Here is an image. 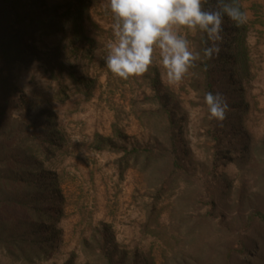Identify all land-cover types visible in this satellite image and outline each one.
Returning a JSON list of instances; mask_svg holds the SVG:
<instances>
[{
    "label": "rangeland",
    "instance_id": "rangeland-1",
    "mask_svg": "<svg viewBox=\"0 0 264 264\" xmlns=\"http://www.w3.org/2000/svg\"><path fill=\"white\" fill-rule=\"evenodd\" d=\"M49 1L59 4L63 0ZM242 7L250 14L245 41L250 77L242 94L245 112L227 118L225 123L234 119L229 126L210 117L202 97L192 89L190 73L178 83H169L158 50L154 56L152 66L159 70L160 92L172 97V103L178 108L177 116L182 118V135L178 132L177 136L183 141L180 153L184 172L170 176L171 184L156 204L157 209H163L159 223L168 228L173 251L158 238L142 234L161 179L170 175L169 169L158 170L162 162H157L154 168L142 170L139 161L119 178L114 163L120 156L94 153L90 149L93 135L109 137L112 125L139 149L167 146V121L156 113L148 82L140 77L123 80L107 69L106 43L112 38L113 24L108 0L96 1L89 13L94 26H84V34L98 46L92 58L71 59L67 64L74 66L78 74L96 81L89 99L75 91L64 72L58 79L66 99L59 102L57 84L40 62L28 67L17 65L11 70L10 85L34 106L29 115L24 108L12 110V121L28 123L37 111H50L64 138L61 150L50 160L40 159L43 167L56 176L63 199L61 207H54L61 209L56 225L61 232L59 244L40 264H62L72 253L75 254L74 264H84L79 244L99 223L110 226L121 248L150 253L156 264L163 263L164 259L170 261L173 254L181 253L194 257L195 261L219 264L224 250L235 246L240 223L252 211L264 210V0H243ZM179 31L186 36L185 31ZM58 41V37L40 38L38 48L44 52ZM222 94L227 97L225 92ZM12 121L6 123L5 120L6 132L16 131L17 124ZM238 142L242 146L236 151ZM14 143L12 140L4 142L11 148ZM212 201L216 202V207L211 219L206 220ZM29 218L24 209L0 207V221L26 223ZM192 227H197L196 232L186 236ZM0 264L22 263L12 262L0 249Z\"/></svg>",
    "mask_w": 264,
    "mask_h": 264
},
{
    "label": "trees",
    "instance_id": "trees-1",
    "mask_svg": "<svg viewBox=\"0 0 264 264\" xmlns=\"http://www.w3.org/2000/svg\"><path fill=\"white\" fill-rule=\"evenodd\" d=\"M97 0H63L59 4L49 0H0V207L14 206L24 209L29 214L28 222L0 221V249L12 260L22 264H40L55 252L59 244L61 232L56 225L61 217L62 196L58 189V181L49 170L43 167L40 159L47 162L52 155L61 150L64 142L62 134L56 126V118L50 111H37L28 123L12 121L11 111L26 109L31 114L33 105L15 87L10 85L11 70L17 66L28 67L33 62H40L50 79L56 82V99L63 102L64 87L58 77L64 72L77 93L89 99L96 81L86 75L78 74L74 66H67L71 59L90 60L97 49V43L84 34V26L92 25L89 13ZM211 0H205L203 7L207 9ZM243 0H239L242 7ZM243 9V7H242ZM244 10V9H243ZM186 32L190 47L199 51L201 58L196 67L190 69L192 89L200 97L207 92H225L229 104L227 118L238 112H245L242 107L244 85L250 77L249 58L246 47L248 26L236 25L225 19L221 52L214 59L203 56L206 34L200 31L181 29ZM190 33L192 35H190ZM58 37V43L41 52L38 48L40 38ZM148 82L153 92L152 102L157 107L156 113L167 121V146L151 149H139L130 144L129 138L112 125L111 135L103 137L95 133L90 143L94 153H111L119 155L115 161L119 178L127 169L141 161L145 170L157 162H162L158 170L170 172L161 179L160 189L154 196L146 223L142 226V234L162 241L165 247L173 251L166 226L159 223L162 208L157 209L164 190L171 184L170 176L183 173V155L180 153L182 138V118L177 116L178 109L172 103V97L160 92V74L157 67L151 66L140 76ZM223 95V94H222ZM236 100V101H235ZM7 121L16 123V131H5ZM221 124V123H220ZM178 132L181 139H178ZM12 140L14 146L9 147L5 141ZM241 142L237 143L238 147ZM244 147V146H243ZM242 147V148H243ZM165 169H164V168ZM162 168V169H161ZM167 172V173H168ZM212 201L205 219H211V212L216 207ZM240 234L235 237V246L224 250L219 264H264V210H254L240 223ZM197 227L187 230L186 236L193 235ZM79 252L84 264H156L150 253L142 254L139 249L126 251L116 242L110 226L99 223L87 239H82ZM249 258V259H248ZM75 254L62 264H74ZM202 261V262H201ZM195 261L194 257L184 254H173L170 261L164 259L160 264H210L207 260Z\"/></svg>",
    "mask_w": 264,
    "mask_h": 264
},
{
    "label": "clouds",
    "instance_id": "clouds-1",
    "mask_svg": "<svg viewBox=\"0 0 264 264\" xmlns=\"http://www.w3.org/2000/svg\"><path fill=\"white\" fill-rule=\"evenodd\" d=\"M108 0L113 15L112 38L106 43L105 64L117 78L140 77L152 66L157 55L169 83L180 82L196 67L201 54L190 47L180 29L206 34L210 45L203 50L209 60L219 56L225 19L243 25L249 13L239 0ZM204 105L211 118L226 119L230 110L221 93L207 92Z\"/></svg>",
    "mask_w": 264,
    "mask_h": 264
}]
</instances>
